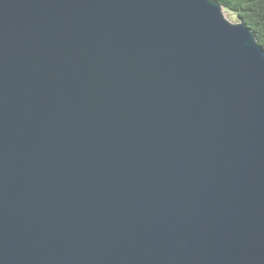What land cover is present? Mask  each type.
Here are the masks:
<instances>
[{"label":"water","instance_id":"obj_1","mask_svg":"<svg viewBox=\"0 0 264 264\" xmlns=\"http://www.w3.org/2000/svg\"><path fill=\"white\" fill-rule=\"evenodd\" d=\"M216 0H0V264H264V47Z\"/></svg>","mask_w":264,"mask_h":264},{"label":"trees","instance_id":"obj_2","mask_svg":"<svg viewBox=\"0 0 264 264\" xmlns=\"http://www.w3.org/2000/svg\"><path fill=\"white\" fill-rule=\"evenodd\" d=\"M225 9L234 11L251 28L257 42L264 47V0H216Z\"/></svg>","mask_w":264,"mask_h":264},{"label":"rangeland","instance_id":"obj_3","mask_svg":"<svg viewBox=\"0 0 264 264\" xmlns=\"http://www.w3.org/2000/svg\"><path fill=\"white\" fill-rule=\"evenodd\" d=\"M224 14H225L226 18H228L231 22L239 21V17L234 11L225 9Z\"/></svg>","mask_w":264,"mask_h":264}]
</instances>
